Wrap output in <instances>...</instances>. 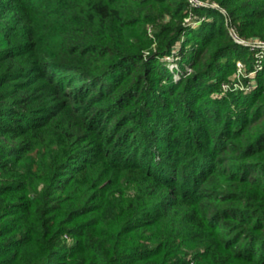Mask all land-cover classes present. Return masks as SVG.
I'll list each match as a JSON object with an SVG mask.
<instances>
[{
    "label": "trees",
    "instance_id": "trees-1",
    "mask_svg": "<svg viewBox=\"0 0 264 264\" xmlns=\"http://www.w3.org/2000/svg\"><path fill=\"white\" fill-rule=\"evenodd\" d=\"M237 37L264 0H0V264H264V57ZM239 57L255 89L222 96Z\"/></svg>",
    "mask_w": 264,
    "mask_h": 264
},
{
    "label": "rangeland",
    "instance_id": "rangeland-1",
    "mask_svg": "<svg viewBox=\"0 0 264 264\" xmlns=\"http://www.w3.org/2000/svg\"><path fill=\"white\" fill-rule=\"evenodd\" d=\"M196 19H197V17H195V18H192V17L186 18L185 20L187 22V26L188 27H190L191 25L195 26L198 23V21H196ZM189 38L192 40L191 33L187 34L186 37H185L186 42L183 43V44H185L184 53L187 52L190 49L189 44L194 43V41H189ZM237 39H238V42H240V43H248L249 44V43L252 42V41L246 42L245 40H243V39H241L239 37H237ZM251 45H253V48L259 47L260 48L259 57H264V40L254 41V43H251ZM178 46L179 47L176 48L172 52V55H170V56H168L166 58V61H167V64H168V68H169V70L171 72H173V78L174 79L180 78V75H181V73H183V71L185 72V70H187V73H188V72H190V69H191L188 64L186 65L187 62H185L184 67L181 66L182 62L184 63L183 55L180 54V48L182 47V43L179 44ZM235 64H236V67H237V71H236L237 77L236 78H238V80H236V81L233 80L232 82H238L239 81V82L243 83L244 79L242 78V75L244 73V67H243L244 64L242 62V59L240 57L237 58ZM256 72L257 71H253L250 76L257 77L258 73H256ZM232 82H231V84L229 82H224L222 84V90H221V95L222 96L228 95L231 92H237V93L243 92V93H245V92H249V91H252V90L255 89L254 88L255 85H253V83L255 81H253V82L248 81V85L245 88H241V87L235 88V85ZM240 113L242 115H246V111H241ZM125 188L127 189L128 194H131L133 192V189L131 190V188H128V187H125Z\"/></svg>",
    "mask_w": 264,
    "mask_h": 264
},
{
    "label": "built area",
    "instance_id": "built-area-1",
    "mask_svg": "<svg viewBox=\"0 0 264 264\" xmlns=\"http://www.w3.org/2000/svg\"><path fill=\"white\" fill-rule=\"evenodd\" d=\"M232 83L235 85V88H238V87L245 88V87H247L246 85L241 86V84H243V83H241L239 81L238 82H232Z\"/></svg>",
    "mask_w": 264,
    "mask_h": 264
}]
</instances>
